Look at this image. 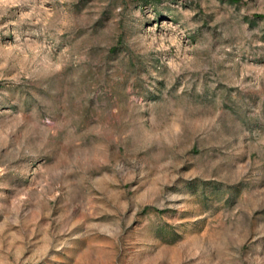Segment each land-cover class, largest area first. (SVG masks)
Segmentation results:
<instances>
[{
  "label": "rangeland",
  "instance_id": "rangeland-1",
  "mask_svg": "<svg viewBox=\"0 0 264 264\" xmlns=\"http://www.w3.org/2000/svg\"><path fill=\"white\" fill-rule=\"evenodd\" d=\"M0 264H264V0H0Z\"/></svg>",
  "mask_w": 264,
  "mask_h": 264
},
{
  "label": "trees",
  "instance_id": "trees-1",
  "mask_svg": "<svg viewBox=\"0 0 264 264\" xmlns=\"http://www.w3.org/2000/svg\"><path fill=\"white\" fill-rule=\"evenodd\" d=\"M141 1L152 2V1H157V0H141Z\"/></svg>",
  "mask_w": 264,
  "mask_h": 264
}]
</instances>
